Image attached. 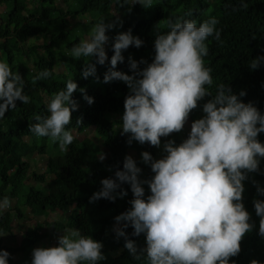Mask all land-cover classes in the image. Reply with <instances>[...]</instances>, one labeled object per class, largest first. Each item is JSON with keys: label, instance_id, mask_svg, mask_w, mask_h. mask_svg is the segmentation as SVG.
Returning <instances> with one entry per match:
<instances>
[{"label": "trees", "instance_id": "1", "mask_svg": "<svg viewBox=\"0 0 264 264\" xmlns=\"http://www.w3.org/2000/svg\"><path fill=\"white\" fill-rule=\"evenodd\" d=\"M63 1L67 7L58 4V0H0V15L4 12L6 15L2 16L3 20L0 17V60L21 74L23 91L29 96L28 103L17 100V108L10 109L0 119V198L7 196L10 202L18 201L16 213L9 211L0 217V249L10 253L9 264H30L28 259L33 249L42 247L53 237L43 233V226L55 233L74 228L102 243L105 259L98 264H143V256L136 259L129 255L123 247L124 237L117 238L113 231L114 217L130 207L128 201L133 196L129 185L122 184L127 195L114 201L100 198L90 202L89 197L100 190L101 179L114 178V172L122 170L125 155L132 156L133 151L138 155L134 160L141 168V178L150 179L154 174L140 160V153L148 151L154 159L166 155L163 144L173 140L178 145L186 139L191 122L203 115L202 105L210 97H203L190 111L188 132L180 130L161 137L160 147L135 140L128 144L129 134H120L119 122L128 94L126 83L120 80L103 82V75L109 68L107 60L103 65L96 64L94 75L82 77V70L87 63H95V57L74 58L70 49L85 39L89 29L102 19L114 25L106 31L109 43L105 50L110 59L113 38L130 29L143 43L139 48L129 46L123 50L124 61L118 62L115 70L131 75L134 70L129 67V56L145 62L138 63V68L151 63L155 36L168 31L169 20H194L199 26L209 17H215V29L219 30L220 38L209 36L205 40L208 51L202 59L213 81L205 87L212 95L219 83L229 85L237 94L244 91L245 95L238 98L245 103L251 102L264 113V62L256 69L248 66L251 59L264 56V0H153L152 6L147 8L139 3L128 5L124 0ZM76 18L80 21L74 22ZM31 39L36 41L32 50ZM44 69L50 72L48 78L33 82V76ZM68 79L77 83L72 98L78 107L65 126L73 135V141L65 152L49 160L45 174H39L31 159L35 155H45L57 144L47 137L34 136L29 126L37 122V115H48L47 101L64 88ZM80 88H84L85 93H81ZM85 94L93 98L91 104L83 98ZM90 128L95 136H77ZM257 139L264 143V133H258ZM101 153L103 160L97 158ZM242 183V203L249 213L252 228L243 235L239 253L229 260L235 264H250L255 259L264 264V237L258 232L260 218L253 204L256 199L264 200V195L256 191L257 184L264 187V158H260L258 170L247 173ZM27 185L30 188L26 191ZM143 187L145 196L150 194L148 186ZM23 195L24 199L20 200ZM91 206L93 212L88 210ZM28 211L35 218L46 219L62 211L68 214V220L65 224L46 221L37 228L31 227L19 247L6 243L5 237L15 234V221L24 220ZM109 212L113 214L103 215ZM125 231L130 234L132 228ZM128 238L136 242L138 250L145 246L143 234Z\"/></svg>", "mask_w": 264, "mask_h": 264}, {"label": "clouds", "instance_id": "2", "mask_svg": "<svg viewBox=\"0 0 264 264\" xmlns=\"http://www.w3.org/2000/svg\"><path fill=\"white\" fill-rule=\"evenodd\" d=\"M152 2L124 0L128 5L139 3L145 8ZM216 24L215 17L199 26L194 20H169L168 31L155 36L151 63L138 68V63L145 62L129 56V67L134 70L131 75L115 70L118 62L124 61L123 50L129 46L139 48L143 43L130 29L115 35L110 59L105 50L109 43L106 31L114 25L102 19L91 27L88 38L70 49L74 58L95 57V63H87L82 70V77L94 75L96 64L103 65L107 60L109 68L103 82L126 83L128 94L119 122L120 134H129L128 144L135 140L160 147L161 137L179 132L197 102L210 97L202 105L203 115L191 122L186 139L178 145L173 140L165 142L166 155L159 159L148 151L140 153V160L154 174L150 179H142L137 162L125 155L122 170H116L114 178L101 179L100 190L89 197L90 202L100 198L114 201L127 195L122 184L129 185L133 196L128 201L130 207L114 217L113 231L117 238L124 237L123 247L129 255L136 259L143 256V264H235L229 257L239 253L243 235L252 228L242 203V181L247 173L258 170L260 158H264V143L257 139L258 133H264V113L238 98L245 95L244 91L237 94L229 85L219 83L212 95L205 87L213 82L202 59L208 51L205 40L209 36L220 38ZM261 62L264 56H257L248 61V66L256 69ZM49 75L44 69L32 80L47 79ZM23 89L21 74L0 60V119L17 108V100L29 102ZM76 90L77 83L68 79L64 88L47 101L48 115H37V122L29 126L34 136L49 138L61 153L73 141L65 126L78 107L72 98ZM79 91L85 93L84 88ZM83 98L89 104L93 102L86 94ZM97 158L103 160L104 154ZM145 184L150 193L147 196ZM256 191L264 195V187L258 184ZM253 204L260 218L258 232L264 237V200L256 199ZM10 205L7 196L0 198V214ZM128 227L132 228L130 234L125 231ZM140 234L144 235L145 246L138 250L128 236ZM57 241V246L33 249L30 264H98L105 259L102 243L82 235L79 229L66 228ZM9 256L8 251L0 249V264H9ZM250 264L260 262L253 259Z\"/></svg>", "mask_w": 264, "mask_h": 264}, {"label": "rangeland", "instance_id": "3", "mask_svg": "<svg viewBox=\"0 0 264 264\" xmlns=\"http://www.w3.org/2000/svg\"><path fill=\"white\" fill-rule=\"evenodd\" d=\"M58 4H60L63 7H67L65 2L63 0H58ZM1 11V10H0ZM5 13V12H4ZM2 13L0 15L1 19L3 20L6 15ZM4 15V18L2 17ZM92 19V18H91ZM79 19L76 18L74 22H79ZM91 29V28H90ZM89 29V32H90ZM89 33H87L85 35V38H88ZM41 42H43V39L40 40ZM36 41L31 39L30 40V48L32 50V47L35 45ZM107 53V50H106ZM64 68H62L63 70ZM189 119H187L185 121V124L183 126V128L181 129V131H183V133L188 132L189 128ZM174 133V132H173ZM95 131L90 128L89 130H87L85 133H77V136L79 138L81 137H85V136H95ZM162 143V141H161ZM163 148V147H162ZM61 154V152L59 151L58 146H56V148L53 149H49L48 153H46L45 155H35L33 159H31V163L33 164L34 170H36L39 174H45L47 171V166H48V162L52 157H55L57 155ZM132 157L133 159H138V155L137 152L133 151L132 153ZM39 187V186H38ZM44 187L46 188L47 186L44 185ZM30 185L26 186V191L29 190ZM20 200L24 199V195L22 197L19 198ZM18 201H12L11 205L8 209H6L3 214H5L6 212L12 211L13 213H16L15 208L17 207ZM88 210L92 211L94 210L93 206L89 207ZM0 214V217L3 215ZM113 212H109L107 214H103L104 216L107 215H112ZM26 218L22 221H19L18 219L15 221V234L14 235H8L5 237V242L14 246V247H19L21 246V244L23 243L26 233L28 231V229H30L31 227L33 228H37L38 224H44L46 221L49 222H61L63 224L67 223L68 220V214L62 212V211H58L57 213L51 215L50 218L43 217V218H35V216L33 214H31L30 211L26 212L25 214ZM43 233H49L50 235H53L52 238H49L45 241L44 244H42V247H52V246H57V237L60 235H63V232H59V233H55L54 230L52 229H46L45 226H43ZM32 259V254L30 256L29 263L31 262Z\"/></svg>", "mask_w": 264, "mask_h": 264}]
</instances>
